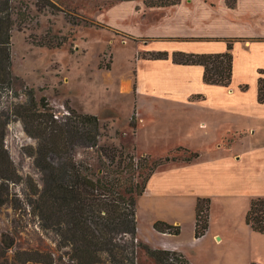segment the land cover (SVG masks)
Segmentation results:
<instances>
[{"label":"rangeland","instance_id":"rangeland-1","mask_svg":"<svg viewBox=\"0 0 264 264\" xmlns=\"http://www.w3.org/2000/svg\"><path fill=\"white\" fill-rule=\"evenodd\" d=\"M22 1L29 6L31 21L22 28L15 27L12 32L13 72L21 79L16 90V103H27L28 92L33 89L39 108L42 109L41 99H45L50 113L60 122L72 117L70 110L81 115H95L99 118L101 131L107 135L100 139L99 144L116 143L126 153H133L135 129L132 123L137 121L134 91L138 60L149 54L144 52L146 50L166 48L171 51L178 44L176 41L140 42L122 31L132 33L133 36L150 33L146 28L150 26L154 30L158 29L161 15L145 14L147 9L136 10L137 5L134 4L141 3L142 0L131 3L126 0H53L56 7L42 11L38 7L42 1L39 4L38 0ZM143 1L151 5L161 0ZM211 2L216 3L214 10L218 18L211 21L210 12L201 11L204 13L203 20L209 18L208 22L198 21L191 25V34L206 35L227 29L235 30L247 24V34L264 37V13L260 11L264 8V0L255 6L242 0L235 9L230 7L227 0ZM206 12L208 15H205ZM100 22L117 26L122 31ZM168 32L178 34L185 31L177 28L169 29ZM61 39L65 40L62 47L51 48L45 45L50 41L57 43ZM40 43L44 45H39ZM248 80L252 82L253 77L249 76ZM4 95L0 92V114L5 115L7 123L5 146L20 179L17 183L9 184L3 193L6 202L0 206V264H44L31 260V252L57 254L59 236L56 231L43 228L35 203L37 196L30 188L31 180L36 184L40 179L34 158L29 156V152L37 146V139L26 131L21 118L14 113L15 108L10 103L12 99ZM155 113L145 117L152 119L168 116L170 119L167 120H175L177 115L161 108ZM194 124L198 125V122ZM196 129L198 130L197 126ZM254 138L257 144L264 139L260 132ZM173 139L176 137L167 143L155 145L146 140L145 149L155 159L173 155L180 148L174 150L167 147L173 143ZM187 140L191 141L194 148H203L198 137L181 139L182 142H188ZM249 141L247 140V152L251 147ZM178 153V157L182 159L189 156V153ZM76 159L88 161L98 168L94 150L81 146L77 150ZM262 190L264 186L257 191ZM248 192L250 191L247 190V200L237 197L228 205L226 212L221 205H216L215 213H210V226L211 218L214 217V230L221 231L224 242H219L213 236L195 239L192 230L188 227L183 230L181 225V244L191 263L264 264V235L253 232L246 223L245 212H248L251 204V194ZM140 220L142 224H146V220ZM192 239L196 242L193 243ZM178 244L180 245L179 242ZM138 264L158 263L144 251H140Z\"/></svg>","mask_w":264,"mask_h":264},{"label":"trees","instance_id":"trees-1","mask_svg":"<svg viewBox=\"0 0 264 264\" xmlns=\"http://www.w3.org/2000/svg\"><path fill=\"white\" fill-rule=\"evenodd\" d=\"M42 11L55 8L53 0H38ZM152 2V1H150ZM169 0L147 3L149 6H166ZM31 21L29 6L22 0H0V92L12 99L14 113L21 118L26 131L37 146L29 152L38 170L39 182L31 183L37 196L38 217L45 230L56 231L59 236L57 254L31 252V260L44 264H138L140 251L158 264H191L177 251L154 248L138 238L137 210L154 172L171 162L191 163L199 154L179 148L173 155L155 159L150 155L126 153L119 144H99L102 137L99 118L81 115L70 110L72 117L58 121L50 113L49 104L41 99L39 108L34 90L28 92L27 103H16L19 81L13 72L12 32ZM74 23V21H72ZM227 51L223 53H186L177 51L148 52L143 59L165 60L171 58L181 65L204 67L203 80L207 84L228 87L233 80L234 43L237 38L225 39ZM65 40L45 44L62 47ZM44 45V44H39ZM258 102L264 104V69L259 70ZM243 90L248 86L242 87ZM16 94V95H15ZM195 95L193 98L200 99ZM0 114V206L6 198L3 193L11 183L20 179L5 146L6 121ZM133 128L136 130L137 121ZM134 130V131H135ZM83 146L94 150L98 168L88 161L76 159L77 150ZM78 148V149H77ZM178 152L189 153L179 158ZM211 199L199 198L196 206L195 238L200 239L209 230ZM246 223L253 232L264 235V197L251 200ZM154 229L163 234L178 236L181 225L157 221ZM171 260L176 261L175 263ZM255 264V263H254Z\"/></svg>","mask_w":264,"mask_h":264},{"label":"crops","instance_id":"crops-1","mask_svg":"<svg viewBox=\"0 0 264 264\" xmlns=\"http://www.w3.org/2000/svg\"><path fill=\"white\" fill-rule=\"evenodd\" d=\"M126 1L131 3L135 0ZM169 1L170 4L161 7L148 6L143 0L142 4H134L137 5L136 10L147 9L145 14L161 15L160 27L154 30L149 26L146 31L150 33L144 32L145 35L142 36H133L109 23H100L122 31L140 42L176 41L178 44L171 51L162 48L144 52L223 53L227 51L225 39H241L234 43L232 50L233 80L228 87L205 83L204 67L200 65L176 64L171 58L140 59L137 63L134 91L137 127L133 140L136 153L149 155L145 149L146 140L155 145L167 143L176 137L167 146L169 149L180 147L199 154L191 163L171 162L162 165L151 176L147 189L138 202V238L154 248L184 253L190 261L181 244L182 235L173 236L156 231L154 224L157 221L182 225L183 230L188 227L195 235L199 198H210L211 212L215 213L216 205H221L226 212L228 205L237 197L247 200V190L251 194L250 201L255 197H264V190L257 191L264 186V139L258 144L254 142L257 132L262 133L264 138V104L258 102L259 70L264 69V37L247 34V24L235 30L227 29L206 35L191 34V25L198 21L208 22L209 18L203 20L204 13L201 11H209L211 21L218 18L214 10L216 3L211 0ZM231 1L227 0L233 8L242 2ZM259 1L262 0H247V3L255 6ZM260 11L264 13V8ZM235 25L238 26V23L235 22ZM177 28L185 32H168L169 29ZM249 76L253 77L252 82H249ZM245 86L248 89L243 90L242 87ZM195 95L202 97L193 100ZM158 108L177 113L175 120H167L170 119L168 116L152 119L145 117L156 114ZM148 118L151 120H147ZM197 122L198 125H195ZM188 136L198 137L203 148H194L189 140L181 141ZM247 140H250L249 152ZM140 218L146 220V224H142ZM211 219L212 225L203 237L213 236L224 242L221 231L214 230V217ZM195 239H192L193 243L196 242Z\"/></svg>","mask_w":264,"mask_h":264},{"label":"bare ground","instance_id":"bare-ground-1","mask_svg":"<svg viewBox=\"0 0 264 264\" xmlns=\"http://www.w3.org/2000/svg\"><path fill=\"white\" fill-rule=\"evenodd\" d=\"M247 45H248V44H247ZM217 240H219V242H221V239L218 238Z\"/></svg>","mask_w":264,"mask_h":264}]
</instances>
